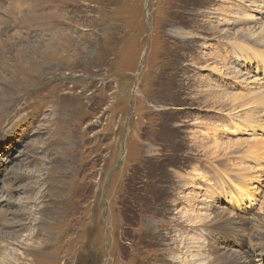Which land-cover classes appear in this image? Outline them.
I'll return each mask as SVG.
<instances>
[{
	"label": "rangeland",
	"instance_id": "rangeland-1",
	"mask_svg": "<svg viewBox=\"0 0 264 264\" xmlns=\"http://www.w3.org/2000/svg\"><path fill=\"white\" fill-rule=\"evenodd\" d=\"M1 12V264H264V0Z\"/></svg>",
	"mask_w": 264,
	"mask_h": 264
},
{
	"label": "bare ground",
	"instance_id": "bare-ground-1",
	"mask_svg": "<svg viewBox=\"0 0 264 264\" xmlns=\"http://www.w3.org/2000/svg\"><path fill=\"white\" fill-rule=\"evenodd\" d=\"M28 1H31V0H0V26H3L2 28H0V36H1V34H3V35H5L6 34V31L9 29V26L11 25V23H10V21H9V19H8V17L6 16V15H2L1 13V11L2 10H5L6 9V11H7V9H9L10 11H16V10H19V9H21V8H23V7H25L26 6V3L28 2ZM20 5H22V7L20 6ZM22 11H23V9H22ZM7 14H8V12H6ZM9 41V40H8ZM7 41V44H2V43H0V54L1 53H4L5 52V49H4V47L5 46H7V45H12L13 43H15V42H12V43H9ZM22 41V39L20 40V41H18V43H20ZM17 42V41H16ZM1 67V66H0ZM24 74V72L23 71H16V73L15 74H13L12 76L15 78V80H14V83H15V86H10V88L12 89V90H14L15 88H17V86L20 84V82H21V79H19V77H18V75L19 74ZM17 85V86H16ZM17 89H19V88H17ZM7 93V91L6 90H3V89H0V96H2L3 94H6ZM3 97L4 98H6V99H3L2 101H1V98H0V102L2 103V105L6 102V101H11L12 102V100L14 101L16 98H10V97H6L5 95H3ZM16 97V96H15ZM263 106V105H262ZM257 108V107H256ZM250 109H248V111H249ZM251 110H253V109H251ZM246 112V116L248 115V114H250L249 112ZM252 113L248 116V117H245L244 118V120L245 121H249L251 118H253L252 116L255 114H253V111H251ZM263 112H264V110H263ZM262 114V113H261ZM263 118H264V114H263ZM254 119V118H253ZM7 123V122H6ZM5 123V124H6ZM248 123V122H247ZM262 144V143H261ZM263 145V144H262ZM246 147H247V151H250L251 150V152H257V150H258V148L259 147H261V145H260V142H258V141H252V142H250V143H248V144H246ZM264 148V147H263ZM246 151V152H247ZM264 151V150H263ZM251 152H249L248 153V156H246V157H244V159H242V158H240L239 159V163H242L243 162V160H249L250 159V157H252V159H253V161L254 160H256L257 158H260V157H258V156H261L262 154H260V155H258V154H254V153H251ZM259 152V151H258ZM260 153V152H259ZM264 153V152H263ZM249 154L251 155V156H249ZM263 156V155H262ZM261 156V157H262ZM260 160V159H259ZM243 187H245V186H243ZM230 193V192H229ZM232 195H234V198H235V200H234V204H239L240 202H244L245 201V198H244V192H242V188H241V186L239 187V189H235V191L234 192H232ZM236 234L237 235H239V232H236ZM240 236V235H239ZM2 237H0V239H1ZM4 238V237H3ZM262 243V242H261ZM261 243H259V245L261 244ZM264 243V242H263ZM4 247L5 246H2V245H0V251L1 252H3V250H4ZM262 247H263V249H262ZM260 249H262V250H260V253H261V260H262V262L264 261V245L263 246H261L260 247ZM0 255H4L3 253H0ZM258 255V254H257ZM0 260H2L3 262L6 260V257L4 256V257H1V259ZM2 262L0 261V264H1Z\"/></svg>",
	"mask_w": 264,
	"mask_h": 264
},
{
	"label": "trees",
	"instance_id": "trees-1",
	"mask_svg": "<svg viewBox=\"0 0 264 264\" xmlns=\"http://www.w3.org/2000/svg\"><path fill=\"white\" fill-rule=\"evenodd\" d=\"M142 202H144L143 200H141V197H137V198H135L134 199V203H135V207L137 208V206L136 205H138V203H139V207L141 206L142 207V205L143 204H141ZM136 213H138V211H135Z\"/></svg>",
	"mask_w": 264,
	"mask_h": 264
},
{
	"label": "water",
	"instance_id": "water-1",
	"mask_svg": "<svg viewBox=\"0 0 264 264\" xmlns=\"http://www.w3.org/2000/svg\"><path fill=\"white\" fill-rule=\"evenodd\" d=\"M123 144H124V138L122 139V146H123ZM113 172H114V171H112V172L110 173V175L108 176V181H109L110 176L113 174Z\"/></svg>",
	"mask_w": 264,
	"mask_h": 264
}]
</instances>
